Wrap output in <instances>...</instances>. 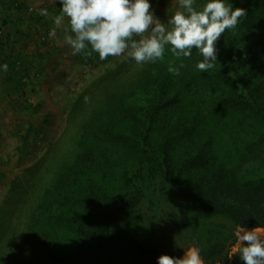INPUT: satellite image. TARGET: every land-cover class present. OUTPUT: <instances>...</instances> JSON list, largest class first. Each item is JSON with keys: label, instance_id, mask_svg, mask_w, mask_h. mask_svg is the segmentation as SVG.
Here are the masks:
<instances>
[{"label": "trees", "instance_id": "1", "mask_svg": "<svg viewBox=\"0 0 264 264\" xmlns=\"http://www.w3.org/2000/svg\"><path fill=\"white\" fill-rule=\"evenodd\" d=\"M229 3L247 15L216 42L211 69L196 68V49L166 48L92 117L96 134L82 129V155L33 210L15 264H156L165 253L144 223L181 215L183 248H200L205 264H244L225 255L235 225L264 227V0ZM180 63L179 76L167 71Z\"/></svg>", "mask_w": 264, "mask_h": 264}, {"label": "rangeland", "instance_id": "2", "mask_svg": "<svg viewBox=\"0 0 264 264\" xmlns=\"http://www.w3.org/2000/svg\"><path fill=\"white\" fill-rule=\"evenodd\" d=\"M150 4L164 23L180 10L177 0ZM60 8L59 0H0V64L8 65L0 71V264H15L33 210L57 175L82 155V129L96 134L92 117L102 116L107 100L134 86L152 64L138 65L127 52L105 60L91 51L73 55L66 43L74 35L70 23H57ZM176 221L186 224V216L154 229L145 222L143 233L160 251L183 258L194 244L178 242Z\"/></svg>", "mask_w": 264, "mask_h": 264}, {"label": "clouds", "instance_id": "3", "mask_svg": "<svg viewBox=\"0 0 264 264\" xmlns=\"http://www.w3.org/2000/svg\"><path fill=\"white\" fill-rule=\"evenodd\" d=\"M59 3L61 16L57 23L65 19L70 23L74 35H69L66 43L73 55H88L91 51L105 60L127 52L138 65H143L162 60L166 48L178 58H189L196 49L202 57L196 64L201 72L217 63L216 42L221 35L234 30L240 18L247 15L246 9L234 8L229 0H206L199 9L196 0H177L180 10L170 15L166 23L155 16L150 0H59ZM49 35L54 37L56 33L50 31ZM134 36L142 38L137 41ZM184 67L183 63L169 64L167 71L179 76ZM0 71L7 72L8 65L0 64ZM233 237L225 257L236 256L244 264H264V227L246 229L237 224ZM156 264H205V261L200 248L193 246L185 250L183 258L162 254Z\"/></svg>", "mask_w": 264, "mask_h": 264}]
</instances>
